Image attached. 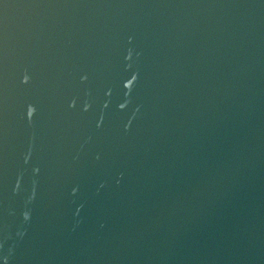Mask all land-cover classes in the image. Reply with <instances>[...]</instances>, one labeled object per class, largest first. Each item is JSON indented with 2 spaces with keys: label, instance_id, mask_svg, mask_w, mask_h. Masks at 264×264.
I'll return each instance as SVG.
<instances>
[{
  "label": "water",
  "instance_id": "95a60500",
  "mask_svg": "<svg viewBox=\"0 0 264 264\" xmlns=\"http://www.w3.org/2000/svg\"><path fill=\"white\" fill-rule=\"evenodd\" d=\"M0 264H264V0H0Z\"/></svg>",
  "mask_w": 264,
  "mask_h": 264
}]
</instances>
